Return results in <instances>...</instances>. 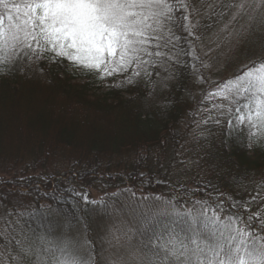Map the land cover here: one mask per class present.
I'll return each instance as SVG.
<instances>
[{
	"label": "snow or ice",
	"instance_id": "6c2138e0",
	"mask_svg": "<svg viewBox=\"0 0 264 264\" xmlns=\"http://www.w3.org/2000/svg\"><path fill=\"white\" fill-rule=\"evenodd\" d=\"M181 40L188 49L176 52ZM241 53L231 77L204 75L221 56ZM45 61L129 85L160 69L172 80L171 68L190 67L195 81L209 85L196 128L234 131L249 151H264V0H0V75ZM24 179L7 193L2 188L15 182L0 186L9 264H264V175L246 173L242 193L231 194L210 181L191 196L186 188H173L174 196L117 188L93 200L67 189L105 221L96 236L83 208L77 215L71 205L54 206L55 197L24 199Z\"/></svg>",
	"mask_w": 264,
	"mask_h": 264
},
{
	"label": "trees",
	"instance_id": "16d2710c",
	"mask_svg": "<svg viewBox=\"0 0 264 264\" xmlns=\"http://www.w3.org/2000/svg\"><path fill=\"white\" fill-rule=\"evenodd\" d=\"M181 47L188 49L184 40L175 51ZM180 59L192 63L191 57ZM170 71L172 80L160 69L131 85L121 76L101 80L67 61L0 75V186L15 182L2 190L19 188L24 177V199L47 203L55 197L54 206L69 211L71 205L77 215L83 208L94 236L102 221L91 212L94 205H84L67 189L93 200L117 188L173 196V188H186L191 196L210 181L222 192L242 193L246 173L264 175V151H249L246 137L234 131L229 135L212 124L196 128L198 103L209 85L195 81L190 67ZM204 75L212 81L209 72ZM106 82L113 85L104 94L93 91ZM5 243L0 239V264H9Z\"/></svg>",
	"mask_w": 264,
	"mask_h": 264
},
{
	"label": "rangeland",
	"instance_id": "374dc122",
	"mask_svg": "<svg viewBox=\"0 0 264 264\" xmlns=\"http://www.w3.org/2000/svg\"><path fill=\"white\" fill-rule=\"evenodd\" d=\"M243 59H244L243 53L239 54L238 58H234V59L227 60V61L225 57L221 56L219 60L218 68L216 70H213L212 72H209V74H211L212 81H220V80L231 77L234 73L240 70L239 62ZM111 85L113 84H110L107 82L99 85L100 87L98 85H95L93 91H95V93H97L98 95H102L108 90L107 88ZM229 146L230 145H228V147ZM104 223L105 221L102 220L101 225H100L101 228L104 227ZM100 227L97 229L99 233L101 232ZM1 264H3L2 261H1ZM4 264H7V263H4Z\"/></svg>",
	"mask_w": 264,
	"mask_h": 264
}]
</instances>
